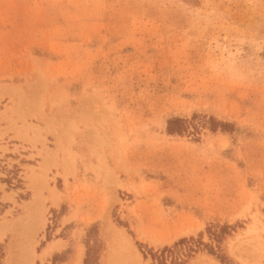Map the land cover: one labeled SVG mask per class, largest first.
Here are the masks:
<instances>
[{
  "label": "rangeland",
  "instance_id": "1",
  "mask_svg": "<svg viewBox=\"0 0 264 264\" xmlns=\"http://www.w3.org/2000/svg\"><path fill=\"white\" fill-rule=\"evenodd\" d=\"M0 264H264V0H0Z\"/></svg>",
  "mask_w": 264,
  "mask_h": 264
}]
</instances>
